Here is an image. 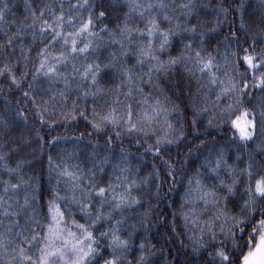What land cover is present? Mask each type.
<instances>
[{
	"label": "trees",
	"instance_id": "1",
	"mask_svg": "<svg viewBox=\"0 0 264 264\" xmlns=\"http://www.w3.org/2000/svg\"><path fill=\"white\" fill-rule=\"evenodd\" d=\"M160 2L165 9L159 8ZM189 2L88 0L85 5L79 0L83 7H76L77 0H0V7L8 5L0 20V196L6 201L0 207V233L8 238L0 248V264H22L21 246L25 256L38 258L41 238L51 220L49 201L65 210L69 224L72 219L89 224L72 197L87 203L81 189L109 184L116 186L117 194L127 189L138 203L129 202L89 230L99 239L100 232L119 220L118 234L130 241L124 264H220L216 250L221 248L231 264H242L244 255L254 247L247 235L251 228L241 234L232 227L235 235H230L231 220L227 217L247 213V209L242 211L248 198L244 191L247 173L242 170L252 164L256 174L257 166L264 165V120L260 115L264 92L259 85L252 86V72L258 79L264 68L240 75L247 68L243 57H256L264 51V0H191V12L181 7ZM133 4L136 7L130 10ZM61 11L62 35L53 41L52 31L41 28L43 21L55 27L53 15ZM101 11L103 17L99 16ZM89 13L93 35L84 32L69 37L66 43V34L76 32ZM69 15L75 17L74 22L68 21ZM153 18L160 29H171L174 34L163 49L157 34L151 41L152 56H141L147 33L131 31L129 35L128 30H146ZM241 20L245 28H241ZM192 24L197 26L194 34L185 31ZM233 32L238 39L232 37ZM9 39L11 44L7 43ZM72 39L77 49L90 44L89 49L73 53ZM188 42L190 47L185 48ZM42 50L46 66L55 67L59 75H45L46 69L37 71ZM197 52L199 59L212 58L215 83L208 70L200 71ZM170 58H176V62L169 64ZM97 62L100 72L93 83L82 73ZM158 64H162L159 70ZM124 69L131 73L130 79ZM13 75L19 83L12 80ZM229 77L237 87H243L244 82L249 85L239 105L234 104L232 95L217 99L224 86L221 81L227 83ZM86 91L90 94L84 96ZM229 104H233L232 112L226 111ZM128 105L133 123L155 131L148 136L127 131ZM155 108L160 109L159 115ZM110 109H115L118 123L94 129L91 121L99 122ZM243 109L255 113V134L247 142L233 135L234 125L229 122ZM145 112L153 117L151 123L145 124ZM180 132L184 135L176 139ZM166 135L175 142L161 144L159 154L148 149L149 144L155 146L157 137ZM218 157L220 166L213 172ZM169 163L174 165L171 170ZM65 170L74 172L77 179L64 175ZM234 178V192L228 193L226 185ZM13 184L17 187L12 188ZM209 188L227 199H220L218 205H205L201 197ZM110 198L108 193L102 209L105 214L112 210ZM101 203L99 197L92 196L93 213ZM259 203L264 205V201ZM9 204V211L18 212V216L4 214ZM218 208L225 215L216 219ZM209 220L211 225L206 223ZM221 227L225 229L223 234ZM37 233L32 244L24 240ZM253 240L258 243L259 237ZM107 244L106 238L96 245L102 248L104 258L110 254Z\"/></svg>",
	"mask_w": 264,
	"mask_h": 264
},
{
	"label": "snow or ice",
	"instance_id": "2",
	"mask_svg": "<svg viewBox=\"0 0 264 264\" xmlns=\"http://www.w3.org/2000/svg\"><path fill=\"white\" fill-rule=\"evenodd\" d=\"M88 3V0H84V4L86 5ZM76 7H83L79 3V0H77ZM136 5H130V10L132 8H135ZM149 8L152 7V5H148ZM182 8L189 9V12H191V9L194 7V5L191 3V0L188 4L181 5ZM241 7V6H237ZM61 8H63V4H61ZM160 9H165L166 6L160 2L159 3ZM8 10V5L5 3L2 7H0V20L4 19L5 12ZM221 11L226 13L227 9L221 8ZM43 15V13H41ZM105 13L101 11L99 13L100 17H103ZM33 16V24L36 23V16L35 13H32ZM166 19H171L170 17H167L165 14ZM69 22H74L75 17L69 15L67 17ZM53 20L56 23V26L53 27V25L48 24L47 21H43V25L41 30L43 31L44 27H47L50 29L53 33L51 39L55 41L57 37H60L62 35V29H63V23H64V12L61 11L60 14L53 15ZM93 20L92 15L89 13L87 21L82 23L80 27L77 29L74 33H68L65 36V42H68L69 37H75L78 36L84 32H87L89 36H92L93 33L91 32V26H92ZM241 28H245L244 21L241 20ZM219 26V22L217 23V27ZM106 27V26H105ZM177 27H179V22L177 23ZM196 25L192 24L189 27L185 28V31L195 33ZM129 35L131 31H141L142 34L144 31L147 33V46L146 48H141L139 51V55L141 56H152L153 48H152V38H154L157 34H159L161 43L159 47L163 49L169 42L170 37L174 34L171 29L169 30H162L159 28V25L156 21V19H151L148 22V27L146 30H134L129 29ZM212 31V30H210ZM201 37H203L204 33H200ZM232 37L235 39H238L236 37V33H231ZM227 39V37L225 38ZM11 39L7 41L8 44H11ZM256 41L253 39L252 45L255 47ZM47 47V46H45ZM90 47V44H84L82 48L77 49L76 47V40H71V51L73 53L79 51V52H86ZM185 48L190 47V42L185 43ZM246 51V49H245ZM42 59L40 63L39 69L37 71L45 70V75L51 73L53 75H59L56 72V68L53 66H46V60L47 57H43V50H42ZM197 58L199 59L200 53H196ZM155 58V57H153ZM255 59V63H254ZM243 60L247 62V68L244 72L240 73V75L246 76L248 74V71L251 69L256 68H264V51L259 53L256 57L246 55L243 57ZM176 62V58H170L168 63L172 64ZM59 63V61H57ZM162 64L157 65V69L159 70V67H161ZM214 67L213 60L211 57H209L207 60L199 59V68L200 71L203 72L204 70H208L210 74V78L212 80V83H215V72L212 71V68ZM10 71V70H9ZM124 71L128 74L129 79L131 78V73L128 72V69H124ZM100 72V64L94 63L89 64L85 71L82 73V76L87 78L91 77L93 83H95L97 79V74ZM253 75V87H256L257 85L260 86V89L262 92H264V73L260 75V77L257 79L255 72H252ZM12 80L16 83H19V81L16 79L15 75L12 76ZM221 83L224 85L220 89V93L217 95V99L220 98L222 95H232L234 98V104L239 105L242 103V96L244 94V90L248 88V83L244 82L243 87H237L236 83L233 82V78L229 77L227 80V83L224 81H221ZM131 91V90H130ZM87 91L84 93V96L89 95ZM91 95H95V93H91ZM157 104H159V101H157ZM239 110V109H237ZM159 108H155L154 112L156 115H159ZM226 111L232 112L233 111V104H229L226 106ZM261 119L264 120V109L261 110ZM248 116H252V119H247ZM128 119L126 120V130L136 131L142 133L144 136H148L150 132H154V129H149L146 126L138 127L136 123H133L132 121V112H131V105H128V112H127ZM43 119V117H41ZM153 117L149 115L147 112L144 113V121L145 124L151 123ZM234 125V132L233 135L238 136V138L243 141L247 142L248 140L252 139L255 134V113L251 112L248 109L240 110V115H237L234 120L230 119L229 121ZM92 126L94 129H101L103 128L107 123H111L113 125L118 123L117 117L115 115V109H110L109 113L107 115H104L100 118L99 122L96 120L91 121ZM193 123H195V119H193ZM171 127V125H169ZM117 136L120 135L119 132L115 133ZM83 135V134H81ZM184 135L183 132L179 133V136L176 137V139H179ZM55 139V138H54ZM110 139V138H109ZM175 141L170 139L167 135L163 138L157 137L155 140V146L153 144L148 145V149L152 150L155 154L160 153V145L165 143H174ZM139 143V141H137ZM123 152V150H122ZM221 162V158H217L216 168H212L211 171L215 172L217 168H219ZM174 168V165L169 163V169L171 170ZM258 171L256 174L253 173V165L249 164L246 169H243L242 172L247 173V185L244 189L247 199L244 200L242 205V211L244 209H247V213L245 215H242L240 217L231 216L227 217V219L231 220V226L228 228V233L230 235H235L232 233V227H236L237 230L244 234L248 228H251V232H248V240L249 243L253 244L254 247H250L249 251L246 255L243 257L244 264H264V205L260 204L259 201H264V165H258L257 166ZM64 175L69 176L73 179H77L76 174L71 171L65 170ZM95 175V174H93ZM119 179V177H117ZM91 184V181H89ZM191 183V180L189 181ZM220 183L223 185L224 181L221 180ZM197 184H199V181H197ZM237 184V179H233L231 184L226 185L227 192L233 193L235 186ZM7 185L5 187V191H7ZM12 188H16L17 185H11ZM115 185L109 184L106 187L104 186H96L92 185L91 187L87 189H81L84 196L88 200L86 203L84 199L77 200L76 197L73 195L72 201L76 203L79 206V212L82 213L89 221V224H82L79 223L77 220L72 219L69 226V221L65 217V210L61 209L60 205L55 203L54 201L48 202V210L51 217V223L47 225V233L45 236H43L41 239L43 240V243L40 244V247L38 249L39 256L36 260H33L31 256H25L24 254V248L21 246L19 249V255L21 258V262L27 261L29 264H124L123 256L124 252H126L129 248L130 241L128 239L122 238L119 233V225L120 221H116L115 224L108 228L106 231L99 233V239L96 235L93 234L92 231L89 229L91 227H95L98 222L104 220V219H110L113 215V212L117 209H121L122 206L127 205L129 202L131 203H138V201L135 198H130V195L127 194V189L125 193L117 194L115 192ZM128 189L132 187L131 184H129ZM111 193L110 202L112 204V210L109 211L107 214L103 212L104 207V201L107 199V194ZM96 195L99 197L102 201L100 205L95 206L97 208V211L95 213L92 212V208L94 205L92 204V196ZM57 196L59 194L57 193ZM205 197H211L212 199L209 201L208 199H205ZM202 200H204L205 205L208 203H211L213 205H218L220 199H227V196L220 197L218 193L213 191L211 188L207 192L204 193V196L201 197ZM6 203L3 196H0V207H3V205ZM25 204H28V200L25 199ZM11 208V205L9 204L7 208H4V214L5 215H14L18 216V212H10L9 209ZM67 211L69 214H72L71 208H68ZM186 218H187V214ZM221 215H225L223 213V209H219L217 211V214L215 216L216 219H219ZM259 217V219H257ZM18 223V221H17ZM207 224L211 225L212 221L209 220L206 222ZM76 228L77 231H72V228ZM11 231V229H9ZM209 231L211 232V235L213 238L215 237V232L211 231V227L209 228ZM225 229L221 227L220 232L223 234ZM17 235H21V233H17ZM39 236V233L36 235H33L31 239H28V237H24V240L28 244H32L33 241L37 239ZM258 236L259 242L255 243L253 240V237ZM108 239L107 248L109 250V256L107 258H104V252L101 247H98L96 245L99 244L100 239ZM8 238L4 236L3 233H0V248L5 247V241ZM59 242V243H57ZM141 249L144 248V244L141 243L140 245ZM119 253V254H118ZM211 255V254H210ZM216 256L219 257L220 264H231V259L227 255L224 249H217L216 250ZM145 259V254L142 252L140 256V261L143 262Z\"/></svg>",
	"mask_w": 264,
	"mask_h": 264
},
{
	"label": "rangeland",
	"instance_id": "3",
	"mask_svg": "<svg viewBox=\"0 0 264 264\" xmlns=\"http://www.w3.org/2000/svg\"><path fill=\"white\" fill-rule=\"evenodd\" d=\"M250 119V118H249ZM52 221L50 220V223H51ZM69 226H70V224H69ZM72 231H77V229L76 228H72ZM57 243H59V242H57ZM242 264H244V261L242 260Z\"/></svg>",
	"mask_w": 264,
	"mask_h": 264
}]
</instances>
